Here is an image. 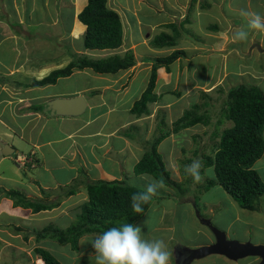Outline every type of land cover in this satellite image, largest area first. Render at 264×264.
Returning a JSON list of instances; mask_svg holds the SVG:
<instances>
[{"label": "crops", "instance_id": "obj_1", "mask_svg": "<svg viewBox=\"0 0 264 264\" xmlns=\"http://www.w3.org/2000/svg\"><path fill=\"white\" fill-rule=\"evenodd\" d=\"M110 1L109 5L119 13L123 9H139L140 12L142 5H149L155 10H169L171 16H175L176 11L184 12V9L176 10V7L185 8L187 2V0H148L147 3L141 0H130L131 4L128 0H113L112 5ZM206 1L209 2V0ZM206 1L192 0V5H195L196 10L193 11L191 17L187 14L186 19L179 21V29L180 32L190 29L203 31L204 36L202 37H206L204 42L211 43L212 48L200 44L203 41L202 37H194L196 40L195 43H192L186 42V37L181 36L178 37L181 41L177 40L174 45L160 46L161 48L165 47V50L158 52L159 47H156L158 45L155 46L152 40L164 31L172 34L174 31L170 24L173 22H169L167 19L162 23H153L156 25L154 31L151 30V25L143 27L142 23V33L136 25L134 28L136 33L132 36L133 40L137 42L136 52L131 48L127 49L134 52L136 63L133 66L139 64L137 71L133 69V66L117 73H98L92 68L74 67L70 75L59 77L54 83L36 84L34 83L36 80L40 81L52 71L66 67L81 53L86 54V51H94L92 52L94 54L101 52L98 54L101 57L94 56L93 58H104L112 55V50L86 49L84 47V33L87 27L80 20L79 13L87 5L88 0H0V264H47L39 250L51 252L61 264H96L95 249L90 241L100 233H85L79 237L76 244L72 240L65 242L59 237V234H63L74 224V221L78 220L82 205L89 199L87 181L121 179V176L124 175L119 162L121 158L115 156L119 151L117 139H124L125 142L128 139L125 133L121 134L122 129L130 124L133 125L132 128L138 129L139 125H143L147 121L146 118L158 106H161L162 109L168 108L185 98L197 86L200 88L205 86L204 83L191 82L192 78L191 85L182 92L175 93L174 91V94L178 95V99L177 97L169 101L162 99L164 94L173 92L175 88H173L174 84L167 82L169 78L166 80V77L167 75L174 77L176 71L173 68V63L176 62L177 66L182 63L181 56L170 64L169 68L166 66L158 68L155 88L158 98L148 104L151 112L149 114L133 112L131 109L141 96L133 100L128 94L131 89L139 87L140 84L142 90L146 89L154 58L166 56L176 49H182L186 53L183 55L185 61L195 55L199 56V61H203V57H209L210 52L220 51L224 54L226 50L220 47L226 45L231 47L232 43H228L229 38H225L227 35L219 33L222 30V23L218 22V19L211 20L213 17L211 19L208 17V11H212L214 18L220 17V14L227 15V10L223 9L224 12L222 8L229 0H210L209 4ZM253 2L258 4L260 15L264 17V0H246L247 10L251 9ZM138 4H140L139 7ZM217 6L220 8L219 10H215ZM237 6L230 4L232 10L238 9ZM66 8L68 9L66 10ZM66 12L69 13L68 18ZM205 14L208 20L201 27L198 18ZM225 18L228 20V25L229 21L233 20L234 27H237L235 31L239 29L240 26L236 23L235 18H229L228 15ZM214 21L217 23L213 24ZM209 22L212 23L210 24L212 26H209ZM64 23L69 27L67 32L69 41L67 42L65 32L61 31V27H65ZM122 23V44H124L127 36L124 31L126 24L123 19ZM185 25L190 26L185 27ZM16 27H19L20 30H15ZM38 28L40 30L44 28L45 35H42ZM127 28L130 29V26ZM32 29H37L39 33H32ZM149 33L153 34L152 38L147 37ZM250 35L251 33L248 36ZM144 37L147 42H142ZM52 41L53 45L58 48L56 49L57 53L55 55H49V52H46V55L42 54L41 49L47 51ZM256 44L264 45V42L257 41ZM87 55L90 54L87 53ZM217 55L221 56L222 54L217 53ZM148 62L151 64L149 73L147 72L148 66H142ZM188 67L189 64L184 65L183 75ZM177 69L179 70V68ZM121 72L128 73L126 81L124 80L125 73ZM140 74L143 76L141 77ZM77 77L85 79V83L74 85ZM90 78H93L91 83L89 82ZM121 80H124L122 89L114 88L117 84L116 81ZM65 83H68L69 86H63ZM64 87L67 88L62 89ZM111 89H114L117 95L113 101L107 97V92ZM78 94H83L87 99L86 113L89 114L86 118L82 119L81 115L53 116L46 111V104L49 100ZM126 101L130 103L126 110L133 113L131 120L124 123L122 120H118L115 127L109 128L110 115L113 111L120 110L121 104ZM99 108H101L100 111H98ZM6 144L13 150L12 152L8 151V154L3 152ZM21 156L32 158L33 161L24 162L20 159ZM107 159L109 162H106ZM122 169L124 170L123 164ZM81 170L85 171L87 175L84 181L80 179ZM89 172L91 174H88ZM69 185H77L76 191L73 188L69 189ZM5 202L6 204H4ZM153 203L155 204H151L147 211L150 209L154 211L160 205L158 200H153ZM216 206V202H208L207 212L214 213ZM5 213L13 217H5ZM192 213L194 214V210ZM145 215L137 221L136 226L140 227ZM191 218L189 217L187 220ZM193 218L196 219V217ZM199 219L201 220L200 225L206 226V229H200V226L198 228V233H201L199 235H202L203 238L196 241L189 238L190 243L179 238L176 244L167 245L168 250L172 253L170 264H259L262 261L259 255H247L237 259L218 253H209L204 256L194 255L193 252L196 249L209 247L216 243L215 229L223 231L230 240L264 245V240L258 239L261 236L259 230L263 229L262 223H258L256 228H252L253 233H251V229L247 228L244 229L245 234H242L240 224L245 225L243 220L247 219H242L240 213L235 218L236 224L231 221L227 226L220 228L213 223L209 216L205 215L203 218L199 216ZM181 222L184 221L181 220ZM174 226L171 224L168 227L172 230ZM144 235L142 234V236ZM177 237V234L174 238L172 235V240H176ZM143 238L148 239L146 235ZM59 245L62 246L60 255L55 254L54 251ZM66 257H70V259L64 261L63 259Z\"/></svg>", "mask_w": 264, "mask_h": 264}, {"label": "rangeland", "instance_id": "obj_2", "mask_svg": "<svg viewBox=\"0 0 264 264\" xmlns=\"http://www.w3.org/2000/svg\"><path fill=\"white\" fill-rule=\"evenodd\" d=\"M128 1L132 4L130 0ZM141 1H145L148 3V0ZM110 2L113 5V0H111ZM209 2L206 1V3L208 4ZM229 3L238 5V9L232 10ZM179 4L182 5V3ZM139 6L140 4H138V7ZM217 7L215 8V10L220 9L219 7ZM258 8L259 6L255 2H253L251 9L247 10L246 0H229L228 3L225 2L222 11L225 12V10L223 9H226L229 18H235L236 23H238L240 26V29L246 26L248 19L242 16L241 12H254L260 15ZM67 9L68 8H66V10ZM153 9L149 5H142L140 12L138 11L139 9H123V11L120 10L121 12L119 14H121L120 16L126 24L124 31L127 39L119 48L111 49L112 55L116 53L123 55L128 48H131L134 50V52H136L135 45L137 44V42H135V40H133L132 38L134 33H136L134 31L136 25L138 26L141 33L142 23L143 27L151 25L150 28L154 31L156 25H153V23H162L167 19L169 22L176 23L179 27V21H183L184 19H186L185 17L187 14H189V17H191L193 11L196 10L195 5H192V0H187L185 8H180V6H177L176 10L184 9V12L176 11L175 16H171L169 10L163 9L162 11H160L154 9L153 11ZM138 12L140 13V16ZM211 12L212 11H208L209 19L213 17V19L211 20L218 19V22L222 23V30L221 32H219L220 30L218 32L227 35L225 36V38H229L228 43H232L231 47H229L228 45H226L225 47H220L226 50L224 54L220 51H214V53L210 52V54L208 55L209 57H203L204 62L199 61V56L197 55H195L193 58L186 59V61L185 57L182 56V63H179L178 66L176 62H174L173 68L175 69L176 73L174 74V77H170L167 75L166 80L169 78V81L167 80V82L174 84L173 88H175L173 89V92L171 91L164 94L162 99L164 101L176 99V97L178 99V95L174 94V91L175 93L180 91L182 92L187 86L191 85L190 80L192 78L193 80H191V82L193 81L196 84L204 83L205 86L201 88L197 86V88L193 89V91H188L189 93L186 92L188 93V95L185 98H182L177 103L169 106L168 108L162 109L161 106H158L156 110H153L152 113H150L151 115L146 118L147 121H145L143 125H139L138 129L132 128V124L127 125V127L122 129L121 132L122 135L123 133L127 135L128 139L126 142L124 139H117L119 151H117L118 154H116L115 156L121 158L120 161L118 160L121 163V172L123 171L122 174L124 173V175L121 176V179H125L128 183L137 185L138 187L145 189L149 180L145 179L144 177L147 176L154 180L158 179L152 174L136 173L134 166L145 155L146 150L151 147L152 141L161 134L162 130H164V132L169 131L171 133L160 142V144L158 145V152L166 163L167 168L170 170L172 179L177 182V185L171 184L169 182H163L164 187L158 189L156 195L152 197L154 201H160L159 207L154 211H151L153 209L147 211V213H145L146 215L144 214L145 217L142 224L140 223L142 234H145L148 239L149 237L150 239H163L168 246L176 244V241L178 242L179 238L186 241V243L191 242L189 238H192L193 241L194 239L196 241L203 238L202 235H199L201 233H198V228L200 226V229H206V226L200 225L201 220L199 219V216L203 218V216L205 215L209 216V218L211 217L213 223L220 228L223 226H227L231 221L232 223H235V218L237 214L240 213V215H242V219H247L246 221L243 220V222L246 223L245 225L240 224L242 234H245L244 229L247 228L251 229V233H253L252 228L254 229L256 228V225L258 223H262L263 229L259 230L261 236L258 239L262 241L264 240V194L257 200L258 209H256L255 211L246 210L242 208L239 204V201L236 200L232 195H230L221 185L214 184L213 186L209 187L207 183L210 179L214 178L215 172L213 171L212 174H206V169H208L209 167L213 168L212 165L207 164L206 156L214 155L215 151L217 150L216 144L221 138L222 131L225 128L231 127L233 125V122L226 117L225 112V109L227 108L226 99L228 90L234 85L246 83L256 85L264 91V45L256 44L257 41L264 42V31L261 33L260 30H248L251 35L248 36L247 40L236 41L233 39V37L237 27H234L233 20L231 19V21H229L230 24L228 25V20L225 18L227 16L226 14H220V17L214 18L215 16H213ZM68 14L69 13L66 12L67 18L69 16ZM208 17L206 16V14L199 17V26L203 27V25L207 22ZM212 23L215 24L217 22L214 21ZM212 23L209 22V26H212L210 25ZM64 25L65 27L62 26L61 31L63 33L65 32V39L67 42L69 41V37L67 36L69 27L66 23H64ZM16 26H18V24H16ZM127 26H130V29H128ZM186 26L189 27L190 25H185V27ZM39 28L38 30H40ZM15 30L20 29L19 27H16ZM38 30L34 29L32 33L37 34L39 33ZM40 31L42 35H45L46 30L44 28ZM152 36L153 34L149 33L147 37L152 38ZM179 36L186 37V42L195 43L196 39L194 37L199 36L200 38L204 36V32L192 31L190 29L187 31L184 30V32H180ZM205 38L202 37L203 41L200 42V44L212 48L211 43L206 44L204 42ZM178 40L181 41V39ZM248 41L249 43L247 44ZM142 42H147L145 37L143 38ZM53 43V41L50 43L51 45L48 47L47 51L46 49H41L42 54L46 55V52H49V55H55L57 53L56 49L58 48L54 46ZM156 47H159L157 50L158 52H164L165 50V47ZM86 52L90 54L87 55L86 53V55L91 58H93L94 56H98V54H101V52H97L95 54L92 53L94 51ZM217 53L222 55L218 56ZM99 56L101 57V55ZM185 64H189V67L186 71H184L186 73H184L183 75L182 72L184 70ZM144 65L148 66L147 72L149 73L151 64H149L148 62L146 64H143L142 66ZM177 68H179V70ZM133 69L137 71L139 69V64H136L135 67L133 66ZM140 76L142 77L143 75L140 74ZM127 77L128 73H125V81ZM77 78L78 79L73 83L74 85H80L83 84V82L85 83L86 81L85 79H82L80 77ZM182 79L183 81H181ZM124 80H121L119 82L116 81L117 84L114 88L122 89V87L124 86L122 84L124 83ZM92 81L93 78H90L89 82L91 83ZM113 83L115 84V81H113ZM180 83L182 84L180 85ZM118 84H120V86H118ZM212 84L214 85L211 86ZM63 86L68 87L69 84L65 83L63 84ZM140 86L134 87L130 90L128 96L130 95L131 99L136 100L138 97L142 96L143 91L145 90H142ZM145 86L146 83L144 87ZM67 87H64L62 89H66ZM107 93V97L110 101L115 100V98L117 97L114 89H111V91H108ZM129 104L130 103H128L127 101L123 102V104H121L120 110L113 111L112 115H110L109 117V128L115 127L118 120H122V123L131 120L130 118H132L133 113H129L126 110ZM100 110L101 108L98 109V111ZM191 110H194L197 113H203L209 118V122L203 124L197 123L189 128L179 129V131L174 130V122L178 118L183 116V114H185L187 111ZM86 112L87 111L81 114L82 119L88 116L89 113ZM194 160H199L202 165L200 169L202 179L200 182H195L194 179L190 175H187L184 171L185 165L191 164ZM106 162H109V160L107 159ZM119 162L118 166L120 164ZM122 164L124 166V170L122 169ZM254 168H256L260 172L264 179V154L254 164ZM80 172H82V170ZM88 174H91V172H89ZM86 178L87 175L85 174V171H83L80 174V179L84 181V179ZM76 187L77 185L68 186L69 189L73 188L74 191H76ZM208 202L217 203V206L214 207V213L207 212ZM23 203L25 204V202ZM4 204H6V202ZM154 204L155 203L152 202V205ZM192 210H194V214L192 213ZM188 214L190 215L188 216ZM4 216L8 217L12 215H8L7 213H5ZM189 217L192 218L190 220H187ZM193 217H196V219L194 220ZM79 218L80 217L78 216L77 219ZM181 220L184 222H181ZM77 221L78 220L74 221V224H76ZM136 224L137 221L133 224V226H136ZM171 224L175 225L172 230L168 227ZM176 234L178 236L177 239L172 240V235L174 238ZM65 247H68V245H65ZM61 248L62 246H57V248H55L54 250L55 254L60 255ZM69 259L70 257H66L63 260L68 261Z\"/></svg>", "mask_w": 264, "mask_h": 264}, {"label": "trees", "instance_id": "obj_3", "mask_svg": "<svg viewBox=\"0 0 264 264\" xmlns=\"http://www.w3.org/2000/svg\"><path fill=\"white\" fill-rule=\"evenodd\" d=\"M108 2L109 0H88L87 5L79 13L80 20L87 27L84 33L86 49H117L123 43L121 16ZM170 26L174 31L172 34L161 32L154 37L152 43L158 46L176 44L178 37H181L180 29L176 23H171ZM185 54L184 50L176 49L166 56L154 58L148 86L141 98L135 102L133 112L137 114L151 112L148 104L158 98L155 93L158 68L161 66L169 68L170 64ZM135 63L136 58L131 49L123 55L116 53L104 58H91L81 53L66 67L54 70L47 77L34 83H54L59 77L70 75L74 67L79 69L88 67L98 73H117L129 69ZM226 103V117L233 125L222 131L214 155L206 156L207 164L212 165L215 172L214 178L207 184L209 187L214 184L221 185L239 201L242 208L253 211L258 209L257 200L264 194V179L254 168V164L264 154V91L256 85L240 83L228 90ZM208 122L209 118L206 115L191 110L174 122V130L179 131L197 123ZM170 134L169 131L162 130L152 141L151 147L135 165L136 173L152 174L160 181L177 185L158 152L159 143ZM86 187L89 199L81 207L80 218L67 231L59 234L65 242L72 240L76 244L79 237L85 233H102L124 223L134 224L144 216L153 202L151 199L149 203L143 204V212H134L131 195L144 189L128 183L125 179L87 181ZM39 253L47 264H61L51 252L39 250Z\"/></svg>", "mask_w": 264, "mask_h": 264}, {"label": "clouds", "instance_id": "obj_4", "mask_svg": "<svg viewBox=\"0 0 264 264\" xmlns=\"http://www.w3.org/2000/svg\"><path fill=\"white\" fill-rule=\"evenodd\" d=\"M241 15L248 18L246 26L238 29L233 39L244 41L248 39V30L264 31V17L254 12L242 11ZM202 165L199 160L185 165L184 171L195 182H200ZM213 168L206 169V174H212ZM149 180L143 191L131 195L132 209L136 213L143 212L142 205L151 201L157 190L164 187L163 181ZM147 223V221H146ZM95 249L96 264H170L172 253L163 239H145L139 226L124 223L119 227H111L98 234L90 241Z\"/></svg>", "mask_w": 264, "mask_h": 264}, {"label": "water", "instance_id": "obj_5", "mask_svg": "<svg viewBox=\"0 0 264 264\" xmlns=\"http://www.w3.org/2000/svg\"><path fill=\"white\" fill-rule=\"evenodd\" d=\"M88 106L87 99L83 94H78L71 97H60L49 100L46 104V111L53 116H78L83 114ZM12 152V148L8 144L4 146L3 152L8 154ZM216 231V243L205 248L196 249L194 255H206L209 253L224 254L230 258H243L247 255H259L262 261L259 264H264V245H253L250 242L240 243L236 240H230L226 234L219 230Z\"/></svg>", "mask_w": 264, "mask_h": 264}, {"label": "built area", "instance_id": "obj_6", "mask_svg": "<svg viewBox=\"0 0 264 264\" xmlns=\"http://www.w3.org/2000/svg\"><path fill=\"white\" fill-rule=\"evenodd\" d=\"M22 161H24V162H27V161H33V159L31 158H28L27 156H21V158H20Z\"/></svg>", "mask_w": 264, "mask_h": 264}]
</instances>
